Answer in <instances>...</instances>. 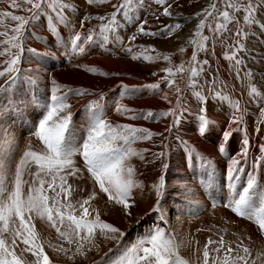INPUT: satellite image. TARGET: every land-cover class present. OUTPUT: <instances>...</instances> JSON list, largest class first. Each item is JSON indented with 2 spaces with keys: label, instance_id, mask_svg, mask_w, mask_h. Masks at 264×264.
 Listing matches in <instances>:
<instances>
[{
  "label": "rangeland",
  "instance_id": "374dc122",
  "mask_svg": "<svg viewBox=\"0 0 264 264\" xmlns=\"http://www.w3.org/2000/svg\"><path fill=\"white\" fill-rule=\"evenodd\" d=\"M64 2L74 5L77 9L75 12L65 11L64 15L70 23L62 24L53 20L57 32L52 33L48 27L49 19L43 20L45 17L48 18L50 10L45 11L36 20H31L25 30L21 71L16 82L6 83L7 74L0 77V85L3 86V90H0V106L5 110L3 127L10 131L7 144H4L3 134H0V145L3 146L4 152L9 157L15 154L18 161L25 150L44 151V145L34 133L39 120L46 114V107L52 105L51 97L55 87L52 80H55L58 85L73 89L88 88L97 93L95 96L70 94L66 101L70 107L60 115L71 112L73 134L71 147L79 148L82 145L90 123L87 106L99 100L98 94L101 92L105 96V99L101 101L103 118L111 122L113 126L128 124L133 127L147 128L154 133H163V137L157 135L151 140H138L131 145L134 150L143 155V159L140 156H131L127 160L128 165L134 169L133 178L138 185L132 189V200L129 201L130 204L135 202L130 209L131 216L124 214L122 206L109 202L105 195L99 193L98 186H94L88 176L80 155L77 153L72 157L76 167L81 169V173H78L80 178L69 177L68 182L73 189L71 201L75 204L96 191L97 197L86 205L89 208L90 218H94L99 213L101 220L111 223L126 235L118 246L116 240L105 239L97 230L95 245L98 247L90 246L91 251H87L86 256L76 255L74 259H69L75 251V245L69 246L46 221L34 218L33 223L38 238L52 264H109L110 261L122 255L126 246H131L145 237L157 225L165 230L168 237L175 239L179 245L178 255L187 264H203V252L209 240L216 241L214 244H208L210 264L212 258L218 257L222 260L225 249L229 246L233 248L232 257L243 255V247H248L251 260L255 261V264H264V232L260 231L255 219L239 217L224 206L232 198L230 183L225 173L228 158L219 153L218 147L214 151L211 149V152L203 149L206 142L210 145H213V142L208 134L202 136L196 130L198 124L196 117L200 104L194 94L195 91H201L208 97L206 115L210 119L219 120V117L222 119L219 129L221 132L229 126L232 104L239 101L241 107L246 109L244 117L246 128L250 127V130L247 128L250 140V161L252 157L259 155V145L264 143V123H262L264 116L261 115V109H264V31L256 25H253L251 29L244 26V13L228 9L240 25L244 26L245 31L254 33L241 40L244 50L236 54L237 58H242L245 62L240 66L238 78L235 62L225 59L224 56L226 51L231 53L236 47V20L229 23L226 30L216 32L214 29L217 20L211 16L207 17L205 27L201 30L202 36L208 37L204 49H199L200 38L194 35L196 25L201 19H205V15L197 17L194 13L208 8L213 0H168V3L172 4L171 17L162 14L163 6L157 5L155 0H132L131 15L138 17V20L135 23H128L125 22L122 14L118 17L123 25L118 29L119 36L123 40V47L117 43H109L106 48H102L99 46L101 40L97 39L91 45H85L87 48L85 55H75L69 50L73 30L80 32L83 36L89 29L98 32L101 23L96 19L83 20V17L85 15L107 16L115 11L113 5H119L121 0H109L108 3L101 5H88L86 0H64ZM215 2L218 9H224L226 0H215ZM241 2L247 3V0H241ZM17 3L20 5L19 8H13L11 0H0V12L7 11L30 17L31 5L24 3L23 0H17ZM52 15L55 14L52 13ZM257 19H261L264 23V18L259 11ZM0 20L4 21L0 24V32L10 33L11 28L18 23L9 17H0ZM82 20L83 27H81ZM145 20L147 21L145 30L149 31H157L164 25L176 23H180L181 28L172 32L171 36H144L138 33L137 28L139 22ZM42 33L49 34L50 37H45ZM56 34H58L57 37ZM133 35L136 39L130 40L129 37ZM46 38L52 41H47ZM113 39L114 37L110 35V40ZM40 46L43 51L38 49ZM43 46L48 50L44 51ZM0 47L6 46L0 45ZM128 47L132 48V52L126 50ZM30 48L35 49L36 52L28 51ZM181 48L184 51H180ZM194 50L197 53V61H208L203 65V72H199L198 64L191 62ZM12 51L16 50L12 49ZM157 54L161 57L167 55L169 59L167 61L162 58L157 59ZM133 55H139L141 59L133 60ZM145 55L153 59L144 60ZM5 58L0 56V60ZM180 66H183V71L175 72V69ZM2 67L3 65H0V70ZM90 67H95L97 71H89ZM192 67H197L199 73L194 78H190ZM167 68H172L174 75L165 72L164 69ZM248 69L252 70L251 77L245 74ZM100 72H113L120 75L105 77L100 75ZM165 77L167 79L161 82ZM167 80L174 83L169 85ZM157 82H160L159 92L166 93L167 100L163 99V95L156 96L155 93L144 97L141 95L143 91L121 97L120 89L117 87L121 83L130 87H139ZM252 87L257 89L256 93L251 92ZM177 88L181 90L180 93H177ZM65 90L62 88L61 92L56 94L62 95ZM215 92H220L228 99H213L212 95ZM23 100L29 102L28 107L17 111L16 104ZM118 100L130 109H151L156 113L175 108L179 102L183 120L179 126L173 128L171 133H168L165 129L172 123L171 116L158 117L154 120L129 119L115 111V102ZM187 106L190 110L184 114L183 109ZM257 127L259 131L256 130ZM177 135L188 142L189 148L194 149L191 156L185 146L177 140ZM214 140H217L216 136ZM233 142L234 140L231 141L232 147L228 149L229 153H233L240 147V145L235 146ZM218 143H220L219 140ZM235 147L236 149L233 150ZM144 149L149 151L145 152ZM178 149H181V154H177ZM161 151L165 152V156L156 159L153 153ZM196 153L214 162V175L211 178L208 170L200 166ZM164 164L168 165L166 169L163 167ZM35 171V166H32L25 173L24 179L31 183L34 178L32 173ZM251 171V162H249L245 165V172L241 174V186L246 180L247 173ZM160 175L168 177L167 186L160 201V210L153 211L157 201L153 184ZM41 178L50 180V177L43 175ZM260 182L264 183V171L261 173ZM36 186H39L38 182ZM48 195L52 193L49 191ZM256 206L259 207V203ZM80 211L76 204L73 214L79 215ZM161 213L163 219H161ZM221 238L224 240V248L217 254L215 249L220 247ZM23 247L22 244L19 245L17 254H22L23 258L29 262L34 261L35 258L31 253H22ZM60 247H71L72 251L65 253L55 250ZM87 247L89 246L86 245Z\"/></svg>",
  "mask_w": 264,
  "mask_h": 264
},
{
  "label": "snow or ice",
  "instance_id": "6c2138e0",
  "mask_svg": "<svg viewBox=\"0 0 264 264\" xmlns=\"http://www.w3.org/2000/svg\"><path fill=\"white\" fill-rule=\"evenodd\" d=\"M24 3L30 4V17L15 15L11 12H0V17H9L12 21L18 22L8 31L0 32V56L6 57L0 60V65H3L0 70V77L8 75L6 83L14 84L21 71L20 64L22 53L24 51V35L26 26L31 20H36L45 11H49V30L56 33V25L52 21L59 23H70L64 15L65 11L75 12L77 9L70 3H65L64 0H23ZM109 0H86L88 5H101L108 3ZM157 5L163 6L162 14L171 17L173 15L170 9L172 4L168 0H155ZM132 0H121L119 5H113L115 11L109 15H97L89 17L85 15L83 20L96 19L101 21L99 31L89 29L88 32L82 36L80 32L73 30L69 44L70 52L75 55H85L87 53V45H91L97 39L101 40L100 47L106 48L109 43H117L123 47V40L119 36L118 29L123 27L118 17L122 14L125 22L135 23L138 17L131 15L130 5ZM13 8H19L17 0H11ZM142 6V5H141ZM228 9L234 12H243L244 26L249 29L253 25L259 27L264 31V23L261 19H257L258 11L264 18V0H247V3H242L241 0H226L224 9L220 10L217 7L215 0L208 8H203L202 11L194 13L195 16L205 15V19H201L196 25L195 36L199 37V49L205 48V41L208 39L202 36V29L205 27L207 17H214L217 20L214 31L221 32L226 30L228 24L236 20L234 15H231ZM52 13L55 15L53 16ZM83 20L81 27H83ZM4 21L0 20V24ZM236 47L229 52H225V59L235 62L237 77L239 78L240 66L244 65L242 58H237V52L244 50V45L241 40L254 35L250 31H245L244 26L236 20ZM147 21H140L137 31L139 34L150 37L171 36L172 32L181 28L180 23L175 25H164L157 31L145 30ZM110 35L114 37L110 40ZM130 40H135V35L129 37ZM196 43V41H193ZM68 47V45H65ZM12 49L16 51L13 52ZM132 52V48L126 49ZM28 51L36 52L35 49H28ZM180 51H184L183 48ZM157 59L162 58L167 61V55L160 56L157 54ZM133 60L141 59L139 55H133ZM144 60L151 61L153 57L145 55ZM191 62L199 65V72H203V65L208 61H197V53L194 50ZM89 71L96 72L95 67H90ZM170 75H174L172 68L164 69ZM183 71V66L177 67L175 72ZM190 78L196 77L199 73L197 67H192ZM247 76H252V70L248 69ZM100 75L105 77L118 76L119 73L100 72ZM156 75V73H152ZM167 78H162L166 80ZM33 83L35 81H32ZM169 85L174 81L167 80ZM55 86L53 90L52 105L46 107V114L39 120L35 135L44 145V151L37 152L33 150H25L20 155L18 161L13 154L9 157L0 145V264H52L49 257L46 255L43 244L38 238L33 223L34 218H39L41 221L54 228L59 237H61L69 246L75 245V251L69 259H74L76 255L86 256L87 251H91L90 246L95 245L96 232L104 236L105 239L116 240L117 244L122 242L126 233L119 228L101 220L99 213L94 218H90L89 208L86 205L97 197V192H91L86 199L77 201L75 204L71 201L73 192L72 185L69 184V177H78L81 169L76 167L75 161L72 159L77 153L83 160V166L86 168L88 176L98 186L99 193L107 197L109 202L122 206L124 214L131 216V207L135 203L132 200V189L137 187L134 177V169L128 165L127 160L131 156H140L143 159L142 153L134 150L131 145L140 140L148 141L154 136H162L163 133H154L147 128L133 127L128 124L115 125L103 118V105L101 101L105 99L104 93H99V100L88 104L89 110V126L87 135L79 148L71 147L72 115L69 111L66 115H60L69 109V104L66 103L70 94L75 95H97L88 88L73 89L64 85H58L55 80H52ZM160 82L145 84L139 87L121 83L117 87L120 89V96L134 95L143 89L158 90ZM66 90L62 95L61 89ZM0 90L3 86L0 85ZM180 93V89H176ZM252 93H256L255 87L251 88ZM195 98L198 100L200 107L197 114V131L200 135H207L208 132L214 130V121L209 118L206 97L201 91H195ZM212 98H219L220 100H227L228 97L222 95L220 92H215ZM167 100V95L163 97ZM179 101V98H178ZM29 102L27 100L20 101L16 104V110L22 111L27 108ZM115 111L126 116L129 119H144L154 120L158 117H172V123L165 129L166 132L171 133L174 127L181 124L183 120V113L180 111V105L175 108H170L167 111L156 113L149 110H135L130 109L126 105L118 101L115 102ZM246 109H243L239 101L232 104V111L229 116V126L222 131L221 142L218 144V151L221 155L228 158V163L225 168L227 179L230 183V190L232 198L225 203V207L229 208L235 215L247 218L249 220L255 219L261 232H264V183H261V173L264 171V143L259 145V155L251 158L250 161V140L247 133L244 117ZM261 115L264 116V109H261ZM5 117V110L0 106V134H3L4 144L8 143L10 131L3 127ZM264 123V121H262ZM235 125V127H232ZM259 131V127L256 129ZM242 132L243 135L239 140L240 147L233 153H229L231 148V141L235 138L236 132ZM177 140L185 146V149L191 156L194 149L188 147V142L182 140L177 135ZM167 139V137H164ZM167 147V145H165ZM145 152L149 151L144 149ZM156 159L165 156V152L161 151L153 153ZM200 162V166L208 170L209 177L214 175L213 161L206 156L196 153ZM251 162L252 171L247 173L246 180L241 186V174L245 172V165ZM35 166V173L33 181L25 180V173ZM163 167L166 169L167 164ZM50 177V180H45L41 176ZM87 179V177H83ZM166 175H160L153 184L156 192V208L153 211L160 210V201L164 195V190L167 186ZM58 181V183H57ZM37 182L39 186L37 185ZM27 185V188H26ZM52 195H48V192ZM259 203V207H257ZM78 204L81 210L79 215H74L73 211ZM161 219L163 214L161 213ZM216 241L209 240L208 244H214ZM22 244L24 247L22 253H31L34 261L29 262L21 255L17 254V248ZM208 244L205 245L203 252V264H210V254ZM220 247L215 249L217 254L224 248V240L219 241ZM86 245L89 246L86 248ZM98 247V246H97ZM179 245L174 238L166 235L165 230L157 225L150 230L145 237L139 239L131 246H126L122 255L109 262V264H187L178 255L177 249ZM239 247V246H238ZM56 251H63L68 253L72 248L60 247ZM110 251H112L110 249ZM233 248L227 247L223 259L212 258L211 264H255L251 260V252L248 247H243V255L232 257Z\"/></svg>",
  "mask_w": 264,
  "mask_h": 264
},
{
  "label": "bare ground",
  "instance_id": "6f19581e",
  "mask_svg": "<svg viewBox=\"0 0 264 264\" xmlns=\"http://www.w3.org/2000/svg\"><path fill=\"white\" fill-rule=\"evenodd\" d=\"M143 92L141 93V95H144V97H148V96H150V95H152V94H156V96H162L163 95V97H164V95H167L166 93H160L159 92V90H150V89H143L142 90ZM155 96V97H156ZM159 98V97H158ZM190 107L189 106H187V107H185V109H183V111H184V114L185 113H187L188 112V110H190L189 109ZM190 112V111H189ZM211 112V111H210ZM209 112V113H210ZM211 114H213L212 112H211ZM213 121H214V125H213V128H214V130H212V131H210V132H208V136L210 137V139L212 140V142H213V145H210V143L209 144H207V142L203 145V149L205 150V151H207V152H211V151H214V149H216V147L218 146V140H219V142H221V136H222V132L219 130L220 128H221V125H222V119H220V117H219V120H217V119H212ZM228 128V127H227ZM247 128H248V130H250L249 128L250 127H248L247 126ZM224 129V128H223ZM222 129V130H223ZM242 135H243V133L242 132H236L235 133V138L233 139L234 140V142L233 143H235V146H238V145H240V143H239V140L241 139V137H242ZM216 136V138H217V140L215 141L214 140V137ZM232 147V146H231ZM212 149V150H211ZM234 149H236V147L235 148H233V150ZM179 150V149H178ZM211 150V151H210ZM217 151V150H216ZM182 153V151H181V149L177 152V154H181ZM179 162V161H178Z\"/></svg>",
  "mask_w": 264,
  "mask_h": 264
},
{
  "label": "crops",
  "instance_id": "0c3cea01",
  "mask_svg": "<svg viewBox=\"0 0 264 264\" xmlns=\"http://www.w3.org/2000/svg\"><path fill=\"white\" fill-rule=\"evenodd\" d=\"M43 20H46V21H48V18H44ZM42 35L43 36H45V37H50V35L49 34H45V33H42ZM55 36V34L53 35V37ZM58 36V34H56V37ZM52 37V38H53ZM47 39V41H52L51 39L49 40V38H46ZM44 47V46H43ZM45 49H44V51H47L48 49L46 48V47H44ZM39 50H41V51H43V48L40 46L39 48H38ZM50 50H52V49H50Z\"/></svg>",
  "mask_w": 264,
  "mask_h": 264
}]
</instances>
